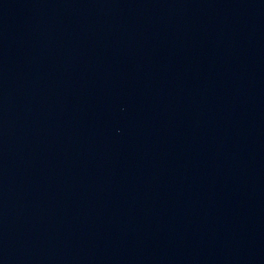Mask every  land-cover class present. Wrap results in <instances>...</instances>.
Segmentation results:
<instances>
[{"label": "water", "instance_id": "obj_1", "mask_svg": "<svg viewBox=\"0 0 264 264\" xmlns=\"http://www.w3.org/2000/svg\"><path fill=\"white\" fill-rule=\"evenodd\" d=\"M0 264H264V0H0Z\"/></svg>", "mask_w": 264, "mask_h": 264}]
</instances>
